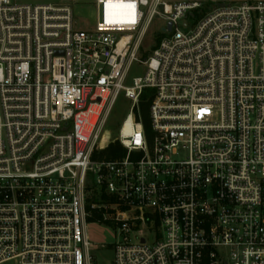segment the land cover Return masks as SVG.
I'll list each match as a JSON object with an SVG mask.
<instances>
[{
	"label": "built area",
	"instance_id": "1",
	"mask_svg": "<svg viewBox=\"0 0 264 264\" xmlns=\"http://www.w3.org/2000/svg\"><path fill=\"white\" fill-rule=\"evenodd\" d=\"M202 8L0 0V264H264V0Z\"/></svg>",
	"mask_w": 264,
	"mask_h": 264
},
{
	"label": "rangeland",
	"instance_id": "2",
	"mask_svg": "<svg viewBox=\"0 0 264 264\" xmlns=\"http://www.w3.org/2000/svg\"><path fill=\"white\" fill-rule=\"evenodd\" d=\"M165 1L171 3L199 1L203 4L204 8L198 11L197 16H202L209 10V7L212 9L215 5L238 4L243 1H254V0H165ZM75 12L78 14L79 19H83L85 15L89 14V12L78 10L77 8ZM158 35H162V33L160 31V22L156 21L148 31L146 37L144 38L140 50H143V52H150L152 47L157 44L156 38ZM146 70H147L146 65L140 64L139 62L134 63L128 73V77H127L128 83H131L134 77L144 75L146 73ZM129 111H131V102L122 94L120 95L118 102L114 108V111L103 132L104 137L110 138L113 137V134L115 135L117 129L120 126L121 121L125 118V116ZM104 152L106 155L109 156L112 155L109 148H107ZM87 234L89 240L93 244V248L97 249L96 251H98L97 255L99 257L100 262H105L106 257L108 259L109 257L112 256L111 250H105L102 253H100L102 250V249L100 250L101 245L112 244L113 242L116 241V234L111 227L104 224L90 223L87 226Z\"/></svg>",
	"mask_w": 264,
	"mask_h": 264
},
{
	"label": "trees",
	"instance_id": "3",
	"mask_svg": "<svg viewBox=\"0 0 264 264\" xmlns=\"http://www.w3.org/2000/svg\"><path fill=\"white\" fill-rule=\"evenodd\" d=\"M196 15H198V11H196ZM162 37H163V34L157 36V38H156V43L157 44L159 43V41L161 40ZM153 47H155V46H153ZM141 52H142L141 56H143V57H146L150 53V52H143V50H141ZM153 92H154V89L147 88V89H145L143 91V93L141 95V103H140V105H141V110H142V114H143V121H144V124H145V126L147 128H149V114H148V111H149V106H150V103H151V100H152ZM115 147H119V145L118 144H113L111 150L114 149Z\"/></svg>",
	"mask_w": 264,
	"mask_h": 264
},
{
	"label": "water",
	"instance_id": "4",
	"mask_svg": "<svg viewBox=\"0 0 264 264\" xmlns=\"http://www.w3.org/2000/svg\"><path fill=\"white\" fill-rule=\"evenodd\" d=\"M191 15L193 16V15H194V13H193V12H191ZM170 25H171V24H169L168 28L170 27Z\"/></svg>",
	"mask_w": 264,
	"mask_h": 264
},
{
	"label": "bare ground",
	"instance_id": "5",
	"mask_svg": "<svg viewBox=\"0 0 264 264\" xmlns=\"http://www.w3.org/2000/svg\"><path fill=\"white\" fill-rule=\"evenodd\" d=\"M128 129V127L126 128V130Z\"/></svg>",
	"mask_w": 264,
	"mask_h": 264
}]
</instances>
